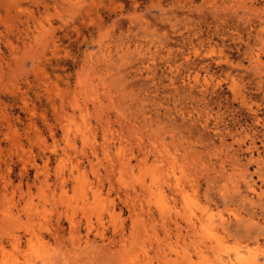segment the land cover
Wrapping results in <instances>:
<instances>
[{
  "label": "rangeland",
  "instance_id": "1",
  "mask_svg": "<svg viewBox=\"0 0 264 264\" xmlns=\"http://www.w3.org/2000/svg\"><path fill=\"white\" fill-rule=\"evenodd\" d=\"M225 1L0 0V264H237L238 256L264 264V146H187L201 132L218 143L194 121L205 89L194 71L207 62L214 80L204 101L221 104L219 125L238 131L252 121L232 101L226 72L244 74L261 103L237 38L255 43L264 0H247L257 8L244 15L211 13ZM210 44L230 55L232 70L208 59ZM164 145L183 189L176 197ZM226 152L236 171L226 165L230 180L209 184ZM161 191L176 213L169 241Z\"/></svg>",
  "mask_w": 264,
  "mask_h": 264
},
{
  "label": "bare ground",
  "instance_id": "2",
  "mask_svg": "<svg viewBox=\"0 0 264 264\" xmlns=\"http://www.w3.org/2000/svg\"><path fill=\"white\" fill-rule=\"evenodd\" d=\"M220 2V1H219ZM223 2V1H222ZM250 2V1H249ZM211 4V3H210ZM212 4H213V2H212ZM216 4V3H215ZM250 4V3H249ZM248 4V5H249ZM247 5V0H229L228 2H224V3H222V4H220V6L218 5V7L217 6H215L214 4H213V6L212 7H210V9L211 8H214V6H215V9H213V11L211 12V10H210V12L211 13H215V11L214 10H216V8L218 9L219 8V10H220V8H222V10L224 9V11H225V9H230L231 11L233 10V12L232 13H234L233 15L234 16H236V15H238L237 14V10L238 9H240L241 11H242V13H243V15L244 14H248L249 12H250V10H251V8H252V10L251 11H256V10H253V8H255L256 6H251V5H249L248 6ZM257 8V7H256ZM255 8V9H256ZM259 9V8H258ZM257 9V10H258ZM230 10H228V12H229V14H232V13H230ZM247 11H249L248 13H247ZM220 12H222V11H220ZM226 12V11H225ZM228 12H226V13H228ZM250 14H252V12L250 13ZM249 14V15H250ZM254 14V13H253ZM216 15V14H215ZM219 15H222L221 13L219 14L218 13V16ZM232 15V17H234ZM241 16H243L242 14H240ZM223 16H225L226 17V19H227V16L226 15H224V13H223ZM230 16V15H229ZM241 16H240V19H241ZM248 15H246V16H244V17H247ZM214 17V16H213ZM216 17V16H215ZM222 17V16H221ZM238 17V16H237ZM231 18V17H230ZM229 18V19H230ZM239 18V17H238ZM217 20H218V18H216ZM219 19H220V22H221V18L219 17ZM223 19V18H222ZM234 19V18H233ZM233 19H232V21H233ZM235 19H237L236 17H235ZM214 20H215V18H214ZM216 20V21H217ZM242 20V19H241ZM243 20H244V18H243ZM215 21V22H216ZM237 21V20H236ZM248 21H250V20H248ZM220 22H219V24H220ZM234 22V21H233ZM233 22H232V24H233ZM239 22V21H238ZM245 22V21H244ZM250 22H253V21H250ZM224 23H225V25L227 24L225 21H224ZM241 23V22H240ZM231 24V23H230ZM230 24L228 23V26H230ZM231 24V25H232ZM238 24V23H237ZM242 24V23H241ZM240 24V25H241ZM213 25H215V24H213ZM216 25H218V23L216 24ZM223 25V24H222ZM234 25V24H233ZM236 25V24H235ZM252 25V24H251ZM250 25V26H251ZM224 26V25H223ZM227 26V25H226ZM238 26V25H237ZM237 26L235 27V29L237 28ZM242 26H243V24H242ZM241 26V27H242ZM255 26V25H254ZM253 25H252V27H254ZM217 27H219V26H217ZM222 27V26H221ZM225 27V26H224ZM230 27H232V26H230ZM229 27V28H230ZM239 27V26H238ZM240 27V28H241ZM251 27V28H252ZM256 27V26H255ZM214 28V27H213ZM212 28V29H213ZM226 28V27H225ZM248 28V27H247ZM257 29V28H256ZM255 28H254V30H256ZM221 30V29H220ZM231 30H232V28H231ZM237 30V29H236ZM236 30H232L233 32L234 31H236ZM251 30V29H250ZM254 30L252 31V33L254 34ZM258 30V29H257ZM213 31H214V29H213ZM222 31V30H221ZM228 31H230V29L228 30ZM227 31V32H228ZM239 30H237V32H238ZM223 32H224V29H223ZM231 32V31H230ZM221 33V32H220ZM226 33V32H225ZM240 33V31L237 33V35ZM224 33H222V35H223ZM228 34H229V32H228ZM232 34V33H231ZM230 34V35H231ZM235 34V33H234ZM226 35V34H225ZM241 35V34H240ZM239 35V36H240ZM244 35V34H243ZM247 35V34H246ZM250 36H251V34H249ZM213 36H215V35H213ZM219 37V36H218ZM229 37V36H228ZM226 38V37H225ZM245 38V37H244ZM253 38V37H252ZM252 38H251V40H252ZM254 38H255V43L253 44V42H252V45H250L249 44V41H248V39L245 41H243V39H242V37H238L237 38V41L239 42V43H242L244 46L242 47V49L240 48V47H237V48H235V47H233L237 52L241 49L242 50V52H243V54H245L246 55V57H247V59H248V63H249V67L247 66V68H249V70L250 69H252V70H254L255 71V74H258V77H257V75H256V77H257V85L255 86L256 87V90L257 91H259V93L261 94V96H262V98H261V103L259 102V103H257L256 101H253L252 99H251V96H249L248 95V89H247V84H245V81H244V77H243V75L242 74H239V75H235V74H232L231 72H226L225 74H224V82L225 83H228V90L230 91V94H231V99H232V101L234 102V101H237L238 103H239V105L241 106V107H245V108H247V110L249 111V112H251V114H252V121H251V124L250 125H247V126H249L247 129L245 128H242V130H238V131H234V130H232L231 129V127H229V126H227V125H225V119L223 120V123L221 122V124H222V126L221 125H219V119H220V121H221V119L223 118V117H221V116H223V114L225 113V112H221L220 110V105L221 104H219L218 105V109H216V110H214V106L213 105H211V103H209L210 102V100H209V102H207V101H204L205 100V98H204V93H205V91L207 90V86H209L210 85V83H209V81H212V80H214L213 79V73H211V67L209 68V64H208V62H207V65H204V66H201V67H199L198 65V67H199V69L198 68H196V69H198V70H195V68H194V76H193V82L195 83V84H197L198 85V83L200 82V81H202V84H201V86L200 87H203V88H205L204 90H201V91H204V93L202 92V94H201V97L198 99V104H197V108L199 107V109H196V118H195V120L194 121H196V119H198V121L199 120H203V122H202V128L203 129H208L210 126H211V128H212V132H213V137L215 136L216 137V139H217V141H218V145L217 144H215L214 142H211L210 140H207L205 137H204V135L202 134V132L197 136V137H195L194 139V142L192 143V141H188V143H187V146H213L212 147V149L213 150H216L217 149V147H215V146H220V147H223V146H237V150H239L240 148H241V146H248L246 149L247 150H252V149H255V150H257V148H256V140L260 143L259 145L260 146H264V132H261L260 130L258 131V130H256L255 129V127L256 126H259L260 128H263L264 129V66H262V63L260 62V55L263 53L264 54V28H263V25H261V22H260V26H259V30L258 31H256L255 32V34H254ZM188 39H190L189 37H188ZM198 39V38H197ZM222 39H223V37H222ZM227 39H231V37L230 38H227ZM191 40V39H190ZM199 40H200V38H199ZM205 40V39H204ZM233 40H236L235 38L233 39ZM228 41V40H227ZM230 41V40H229ZM253 41V40H252ZM202 43H203V40L201 41ZM213 42V41H212ZM234 43V42H233ZM239 43H238V45L237 46H239ZM251 43V42H250ZM182 44V43H181ZM199 44V43H198ZM207 44V43H206ZM224 44V43H223ZM241 44V45H242ZM195 45H197V44H195ZM201 45V44H200ZM204 45V44H203ZM202 45V46H203ZM208 46H209V44H207ZM214 45V44H213ZM222 44L220 43V46H221ZM225 45V44H224ZM234 45V44H233ZM236 45V44H235ZM199 46V45H198ZM210 46H211V44H210ZM223 46V45H222ZM228 46V45H227ZM195 47V46H194ZM200 47V46H199ZM198 47V48H199ZM203 47H205V46H203ZM224 47V46H223ZM223 47H218L217 45H214V46H211V47H208L205 51H204V53H205V55L206 56H208L207 58L210 60V61H213V63L215 64L216 63V65H228L229 67H230V69L232 70L233 69V67L231 68V66H233V62L230 60V55H227L225 52H224V50H223ZM198 48H194V54L195 55H197L198 53L200 54V51H199V49ZM226 48V47H225ZM224 48V49H225ZM231 48V47H230ZM229 48V49H230ZM228 49V48H227ZM201 50V49H200ZM203 50V49H202ZM235 50H233V51H235ZM169 50H167V52H168ZM191 51V50H190ZM235 51V52H236ZM172 52V51H171ZM193 52V51H192ZM229 52H231L230 50H229ZM169 53V52H168ZM173 53V52H172ZM182 53V52H181ZM189 53V52H188ZM228 53V52H227ZM239 53V52H238ZM182 54H184V53H182ZM181 54V55H182ZM240 54V53H239ZM201 55H203V53L201 54ZM244 55V56H245ZM194 57V56H193ZM204 57V56H203ZM212 57L214 58V59H212ZM246 57H244V58H246ZM262 57V56H261ZM200 58H201V56H200ZM196 59V58H195ZM185 60V59H184ZM183 60V61H184ZM189 59H187V61H188ZM186 61V62H187ZM192 61L193 62H191V63H193L192 64V66L194 65V62L196 61H194L193 60V58H192ZM239 62V61H238ZM185 63V62H184ZM188 63V62H187ZM186 63V64H187ZM190 63V64H191ZM189 64V63H188ZM197 64H199V62L197 63ZM200 64H201V62H200ZM235 64V63H234ZM236 67H237V69L238 68H241V64L240 63H236V65H235ZM236 67H234V68H236ZM193 68V67H192ZM246 68V69H247ZM245 69V73H246V71H249L248 69L246 70ZM234 70H236V69H234ZM241 70V69H240ZM252 70H250V71H252ZM230 71V70H229ZM253 71V72H254ZM200 72H203V74L201 75V73ZM240 72V71H239ZM242 72H243V69H242ZM254 74V73H253ZM246 75V74H245ZM255 76V75H254ZM221 80V81H222ZM221 81H217L216 82V85H217V83H218V85H219V83H221ZM247 82V81H246ZM194 84V85H195ZM196 85V86H197ZM248 86H250L249 84H248ZM199 87V88H200ZM202 89V88H201ZM214 92V91H213ZM212 93V92H211ZM200 94V93H199ZM213 100H211V102H212ZM263 101V102H262ZM201 102V103H200ZM216 105V104H215ZM232 105V104H231ZM224 107H225V105H224ZM227 107V106H226ZM261 113V115L262 116H259V114ZM226 115V114H225ZM212 119V120H211ZM232 119H235V118H232ZM211 120V121H210ZM236 120V119H235ZM201 123V122H200ZM236 123H237V121H236ZM224 124V125H223ZM239 126H240V124H239ZM200 131V130H199ZM206 131V130H205ZM199 133V132H198ZM210 138V137H209ZM228 138H231V143H227V139ZM216 141V140H215ZM167 145H164V150H163V156H162V162L164 163V165H163V171H164V177H165V180L166 181H170L171 180V178H173V182H172V184L171 185H169L168 184V188L171 190V192H173V196L174 197H176L178 194H180V192H182V187L179 185V179L178 178H176L175 177V163H176V161H175V158H174V156L173 155H170V153H169V151L167 150ZM222 152V151H221ZM258 153V152H257ZM213 154V153H212ZM259 154V153H258ZM257 154V155H258ZM213 155H216V154H213ZM252 158V157H251ZM250 158V159H251ZM228 160L229 162L226 164V160ZM89 160V159H88ZM233 160H237L236 158H235V154L234 153H232L231 154V156L229 155V153L228 152H226L225 154H223V156L221 155H219V157L217 158V159H215V162L213 163V164H211V166H212V170H214V173H213V177H210L209 178V180H208V183L209 184H212V183H215L216 182V180L217 179H220V180H224V181H227V180H230V177H231V175H230V173H234L235 171H236V164L233 162ZM90 162V161H89ZM126 162V161H125ZM128 163H129V161H128ZM126 164V163H125ZM226 165H229L230 166V168H231V172L229 173L228 171H227V168H226ZM128 166V165H127ZM72 176V175H71ZM70 176V177H71ZM62 177V176H61ZM68 179V178H67ZM72 180V179H71ZM56 181V180H55ZM60 181V180H59ZM61 183V182H60ZM66 183H67V181H66ZM55 184V183H54ZM61 185V184H60ZM65 186V185H64ZM64 186H62V187H64ZM248 186V188L251 190V192L252 193H254L255 194V189H254V187H253V184H248L247 185ZM224 185L221 187V189L219 190L220 191V198H221V201H222V203L224 204V202L226 201V198H225V195H224V193H223V189H224ZM84 191V190H83ZM86 191V190H85ZM161 193H162V196H163V198H164V203H163V205L161 206V210H162V212H161V214H162V225H163V231H164V238H165V240H167V241H169L170 240V238H171V232H170V230H169V224H168V222H171V220H172V218H173V214L174 215H176V213H174V212H172V208L173 207H171L170 205H169V202L167 201V199H166V197L164 196V192L163 191H161ZM83 194H84V192H83ZM85 194H86V192H85ZM84 194V195H85ZM261 196H264V191L263 192H261V194H260ZM261 196H259V195H257V197H258V200L260 201L261 200ZM173 198V197H172ZM173 200L175 201V199L173 198ZM212 204L213 205H216V201L215 200H212ZM207 211H208V209L207 208H204L203 210H202V212H205V213H207ZM262 213V212H261ZM264 213V212H263ZM211 215V214H210ZM196 223H198L199 225H202V219L201 218H199L198 220H197V222ZM220 224H224V220H221V222H220ZM192 225H193V227L195 226V222L193 221V223H192ZM196 227H197V225H196ZM13 244V243H12ZM14 247H15V245H14ZM18 248V247H17ZM237 261H238V263L237 264H239V262H240V264L242 263V264H256V260L254 259V258H246V257H242V256H238L237 257Z\"/></svg>",
  "mask_w": 264,
  "mask_h": 264
}]
</instances>
